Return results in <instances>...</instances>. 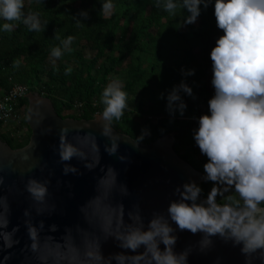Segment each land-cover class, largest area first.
I'll return each mask as SVG.
<instances>
[{
    "label": "clouds",
    "instance_id": "clouds-1",
    "mask_svg": "<svg viewBox=\"0 0 264 264\" xmlns=\"http://www.w3.org/2000/svg\"><path fill=\"white\" fill-rule=\"evenodd\" d=\"M153 5L170 17L180 16L177 29L195 24L202 12L211 7L216 28L221 30L209 52L214 92L207 101V111L194 117L197 126L192 129L194 145L205 157L202 179L211 182V188L203 195L202 186L189 178L174 187L175 198L168 201L164 210H153L146 217L139 202L125 205L124 199L131 192L118 179L119 171L112 164H101L97 136L78 129L69 138L65 125L60 129L58 144L51 146L63 174H83L71 163L73 158L89 171L99 167L94 194L79 205L82 223L65 225L58 237L51 234L58 231L59 225L52 223L46 229L45 220L36 218L57 211L49 187L55 173L49 169L47 176L28 175L25 179L22 171L23 189L8 186L0 195V252H5L0 264H7L14 255L6 250L21 243L17 236L21 225L8 230L12 215L9 193L14 189L21 194L27 192L29 200L23 209L27 240L20 249V264H189L194 249L206 254L215 246L214 238L239 248L244 264H264V0H153ZM24 7L25 0H0V32H12L18 23L29 31L45 30L47 22L42 24L40 13L30 10L26 14ZM115 8V0H102L100 11L110 17ZM88 15L87 10L79 13L84 18ZM73 17L77 24H84ZM54 38L60 43L50 50L53 66L65 53L73 51L75 36L61 38L56 31ZM21 63L17 58L13 67ZM72 71L71 65L65 68L66 74ZM195 72V68H181L185 77ZM184 95L196 98L185 80L168 91L166 111L170 117L185 114ZM160 98H164L163 92ZM95 104L102 105L94 121L101 125L100 135L106 138L104 152L116 155L120 161L129 160V156L119 152L121 138L127 137L133 147L139 148L151 132L144 127L133 138L116 131L114 125L129 109L124 82L119 77L111 79ZM34 115L39 124V108L29 107L25 119L30 121ZM44 131L51 133L52 126ZM20 159L27 160V154ZM38 167L43 173L47 163H38ZM56 183L61 185V179ZM4 186L5 177L0 175V188ZM185 230L199 233L200 239L177 251L178 233ZM109 240L120 250L105 254L103 246ZM214 264H221V257Z\"/></svg>",
    "mask_w": 264,
    "mask_h": 264
},
{
    "label": "trees",
    "instance_id": "trees-1",
    "mask_svg": "<svg viewBox=\"0 0 264 264\" xmlns=\"http://www.w3.org/2000/svg\"><path fill=\"white\" fill-rule=\"evenodd\" d=\"M101 3L102 0H25V13L39 12L42 24L47 22V26L36 32L18 23L14 31L0 32V96L13 84L24 85L31 93L49 98L60 117L92 120L102 108L95 101L103 88L119 77L129 103L132 98L139 101L133 110L136 113L126 110L114 125L116 130L134 138L148 127L151 134L142 144L175 133L176 152L203 173L205 157L194 145L192 129L197 126L194 117L207 111V101L214 92L210 86L209 52L221 30L216 28L211 7L202 12L197 26H186L188 34L177 29L180 16L170 17L154 7L153 0H115L116 8L110 17L100 11ZM81 10L88 11L87 18L79 16ZM73 16L84 24H77ZM56 31L61 38L73 35L75 40L73 51L65 53L53 66L50 50L60 43L54 38ZM17 58L22 63L13 67ZM69 65L73 71L66 74ZM181 68H195L196 72L185 77ZM181 80L193 88L196 98L184 95L185 114L170 117L166 111L167 93ZM17 109L22 116L19 124H10V128L0 123V138L12 149L27 146L32 135L25 119L27 98L19 100ZM200 185L206 195L211 182Z\"/></svg>",
    "mask_w": 264,
    "mask_h": 264
},
{
    "label": "water",
    "instance_id": "water-1",
    "mask_svg": "<svg viewBox=\"0 0 264 264\" xmlns=\"http://www.w3.org/2000/svg\"><path fill=\"white\" fill-rule=\"evenodd\" d=\"M28 108H39L42 120L36 123L35 115L32 120H27L31 130V145L26 148L12 149L6 142L0 138V175L5 177V186L0 188V195H3L8 186L15 185L17 189H23V182L20 180L21 172L25 176L36 175L38 178L47 176L49 169L54 171L51 177L52 183L49 186L53 193V199L57 202V211L51 216L37 217L45 220V227L56 223L59 229L56 233L59 236L65 225H73L82 220L79 213V205L83 204L91 195L94 194L95 177L99 173V167L92 171L87 170L83 163L72 159L71 163L80 168L82 175L68 173L64 175L62 166L57 163L58 155L53 151L52 145L58 144L59 132L61 127L69 128V138L75 135L80 129L82 132H93L101 145V164H112L118 171V179L125 182L131 192L129 197L124 199L126 206L133 202H139L144 215L149 217L153 210H164L172 196L174 187L182 184L189 178L194 179L199 184L205 183L202 179V172L196 170L189 162L183 159L175 150L176 134H168L151 144H140L139 148L132 146V142L127 137H122L119 152L130 157L129 160L120 161L116 155L109 156L103 150V144L106 138L100 135L101 125L92 120H79L73 118L64 119L60 117L52 101L37 92H30L27 96ZM43 101L37 105V101ZM48 125L52 126V132L44 131ZM88 125V127H85ZM117 131V130H116ZM121 133V132H120ZM123 134V133H121ZM126 135V134H124ZM29 142V144H30ZM28 144V145H29ZM23 149V150H21ZM27 154L28 159L21 161V157ZM47 163L43 173L40 172L38 163ZM29 166L31 170H29ZM13 169H16L13 171ZM60 178L62 183L57 185L56 181ZM71 185V187H69ZM28 193L22 194L15 189L9 193V200L12 207L9 229L20 224V230L17 236L21 243L15 245L13 249H7L6 252H13V257L7 264H20L23 259V253L20 249L27 240L26 229L22 223L23 209L28 206ZM177 251L182 250L188 244H196L200 239V234H192L185 230L178 233ZM215 239V246L206 254L196 252L189 256V264H214L219 256L221 264H244V257L239 248H234L230 244ZM3 242L0 241V244ZM163 247V245H162ZM105 254L112 251H119L112 240L106 242L103 246ZM5 252H0V260L3 259Z\"/></svg>",
    "mask_w": 264,
    "mask_h": 264
},
{
    "label": "built area",
    "instance_id": "built-area-1",
    "mask_svg": "<svg viewBox=\"0 0 264 264\" xmlns=\"http://www.w3.org/2000/svg\"><path fill=\"white\" fill-rule=\"evenodd\" d=\"M30 94L29 88L24 85L13 84L12 88L0 96V123L4 125L19 124L21 114L17 109L20 99Z\"/></svg>",
    "mask_w": 264,
    "mask_h": 264
},
{
    "label": "rangeland",
    "instance_id": "rangeland-1",
    "mask_svg": "<svg viewBox=\"0 0 264 264\" xmlns=\"http://www.w3.org/2000/svg\"><path fill=\"white\" fill-rule=\"evenodd\" d=\"M194 25L197 26L198 25L197 22ZM180 30H182V31H184L185 33H188V34L190 33V30L187 29L186 26L181 27ZM211 75H212V73H211ZM210 81H211V77H210ZM210 86L212 87L211 82H210ZM138 101H139L138 98H132L131 102L129 103V109H128V111H133L134 110V107H135V104ZM132 113L135 114L136 112L133 111ZM135 126H136V128L138 127V122L135 123ZM8 127L13 128V125H9Z\"/></svg>",
    "mask_w": 264,
    "mask_h": 264
},
{
    "label": "bare ground",
    "instance_id": "bare-ground-1",
    "mask_svg": "<svg viewBox=\"0 0 264 264\" xmlns=\"http://www.w3.org/2000/svg\"><path fill=\"white\" fill-rule=\"evenodd\" d=\"M27 98V97H26Z\"/></svg>",
    "mask_w": 264,
    "mask_h": 264
}]
</instances>
